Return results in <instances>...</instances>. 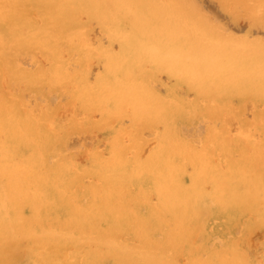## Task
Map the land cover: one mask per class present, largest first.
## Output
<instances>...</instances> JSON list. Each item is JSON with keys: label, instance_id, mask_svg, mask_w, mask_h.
Returning <instances> with one entry per match:
<instances>
[{"label": "bare ground", "instance_id": "bare-ground-1", "mask_svg": "<svg viewBox=\"0 0 264 264\" xmlns=\"http://www.w3.org/2000/svg\"><path fill=\"white\" fill-rule=\"evenodd\" d=\"M221 1L224 9L251 13L261 5L264 14V0ZM202 11L193 0H0V261L25 254L32 264H177L182 257L191 259L185 264H235L228 258L234 250L227 257L229 249H211L209 240L238 222L239 208L264 222V151L246 158L241 145L237 154L219 135L195 149L178 138L176 124L192 118L201 101L171 91L159 98L145 83L169 73L207 108L216 102L231 107L233 99L264 101V40L233 46L232 39L215 36L217 24ZM92 21L106 46L100 36L94 46L89 42ZM35 52L47 65L20 62ZM74 54L83 66L93 57L101 62L91 84L84 67L69 70L63 57ZM21 88L76 95L104 122L128 104L135 127L160 121L165 132L144 159L129 156L113 139L107 155L95 150L80 166L54 134L49 110L37 113Z\"/></svg>", "mask_w": 264, "mask_h": 264}, {"label": "rangeland", "instance_id": "rangeland-1", "mask_svg": "<svg viewBox=\"0 0 264 264\" xmlns=\"http://www.w3.org/2000/svg\"><path fill=\"white\" fill-rule=\"evenodd\" d=\"M193 1L201 9V11L203 10L202 13L208 19L211 18V20L217 24V28L215 29V36L219 37V39H222V38L223 39L229 38V40L232 39L236 43V44L234 43L235 45L233 44V46L241 45V47L243 48H250L251 46H248V44L255 39L264 40V22H260L257 19V18H260L262 15H264L263 13H261V10H260L262 9L261 5H260L261 7L260 6L255 7L256 8L255 12L251 13L248 9L245 10V7H241V6H239L234 11L228 10L226 8L224 9V5L220 3L222 2L221 0L219 1L216 0L215 2L214 0L213 1L193 0ZM217 2L218 4L220 3L221 5H217ZM243 10L244 12H246L245 15H244V12H242ZM259 10H260V13H259ZM241 14H243L242 16L243 18H240ZM237 16H240V17H237ZM252 17H253V21L250 22V19H252ZM232 32L233 34H231ZM223 33H225L226 35L224 36ZM87 36L90 40L89 42H91V45L93 44V46L95 45L94 44L95 40L99 36L100 37L98 39H100L103 46H106L108 44V39L106 35L99 33L98 26L93 21L91 22L90 29H88L87 31ZM233 38L234 39L236 38V41ZM243 40H244V44L246 43L245 45L242 43ZM238 41H240L239 44H238ZM116 47L117 46L114 45L115 49ZM239 51L241 52L242 50H239ZM240 52L239 54L242 55V53ZM63 58L68 61L70 71L79 72L84 67L83 71L85 74V80L88 84H91L94 80V77L98 73H100L102 70L101 62L99 61L98 58H95V57L89 59V61H87V63L84 66L78 63V61L76 60L75 54L73 56L64 55ZM20 62L23 63L28 68H33L35 65H47L48 61L44 57V55H42V53L35 52V53H32V55L31 54L22 55V57L20 58ZM163 73L158 72L152 77H150L148 81L146 80L145 82L147 83V86L150 87V89H152L156 94H158L156 95L157 97L159 98L162 97L164 99L166 98V96L170 95L169 92L171 91L172 95L178 98H181V99H185V101L187 102H192L193 100H197L199 102L201 101L199 103V108L193 110L195 112L194 113L195 115L192 116V118H190L187 121L186 120L180 121L179 123L176 124L178 127L177 128V131L179 134L178 138L181 137L180 139L183 142L187 143L188 145L193 144L192 146L195 147V149H201L206 139H208L209 135L210 137L219 135L220 138H226L228 140L229 145H231V150L233 151L236 150L235 152H238L239 149H241L246 156L248 155L247 157L245 156L246 158H252L250 157L252 156V154H254V157H256L263 153L264 151V128H263L264 127V113H263L264 112V101L256 100V99H246L244 102L238 103L236 99H233L231 101V104H233L231 106L232 108L231 107H228V108L221 107L222 105L217 102L212 103V106L207 108V102L205 101V99L202 97L196 98V95H198V93H196L194 89H192L190 86H187L185 83H181L179 81L177 83V78L175 76L169 73H167L168 74L167 75L165 73L167 75L166 76ZM150 80L153 81V84H155L154 86L153 84H151L152 82ZM72 88H75V86H72L71 89ZM21 91L22 92L24 91L25 93V95H23L25 97L23 100L30 101L34 105V109L37 113L43 112L44 110H49V112L51 113L50 125H52V130L54 134H56L58 138L60 137L63 139V148L65 149L66 153L69 154V157L71 158V160H73L76 164L80 166L88 165L90 159H92L93 152L95 150H98L100 153L104 152L105 155H107L108 146H106V144L108 142H111L113 139H115L120 146L126 148V151H127L126 153L130 154L129 156H131L132 154L138 153L137 155H139L140 158L144 159L150 154V153L148 154L149 151L152 152L153 149L151 148H156L158 146L160 142L159 138L165 132L164 125L160 121H157L151 124H144L139 127H135L136 125L133 123V120H131L132 118L129 112L131 111V109L129 108L130 106L128 104H125L124 107L122 108L121 113L118 115L120 118L119 117L116 118L117 117L116 116V117H112L113 120L110 118L111 120L109 119V121L106 120L104 122L101 119L102 114L100 113V111H98L97 109H93V108L88 109L86 106L84 107V104L82 103L83 101H80V99L76 97V95H70L69 93L64 92V91L57 92L54 90L50 91L47 95L46 94L37 95V93H34V95H32L28 90L25 91L24 88H21ZM160 92L162 93V95ZM126 107L128 108L127 110H126ZM233 107H235V109ZM229 108L231 111L229 110ZM211 111H214L217 115L214 116L211 113ZM125 114L127 115L125 116ZM254 120L255 122H253ZM96 121L97 123H95ZM148 126H151V127H148ZM127 127H131V128H127ZM134 129L136 131H134ZM208 130H209V134H208ZM185 132L187 133L186 135H185ZM225 133L228 136L229 135L231 136L228 137L226 136ZM121 134L123 136H121L120 138ZM260 134L263 135V137ZM136 136L138 138L135 139ZM133 140L134 141L136 140V142H134ZM138 140H140L139 143H138ZM240 141H244V142H240ZM260 141H262L263 143L262 142L259 143ZM238 142H240L241 144ZM136 144L137 146H135ZM236 145L238 146L241 145V146H239V149H237ZM233 148H236V149H233ZM258 149L261 151L258 152L257 151ZM233 151H232V156L235 158L237 154H239V152L237 154L234 153L233 155ZM249 153L250 154L252 153V154L250 155ZM240 155H238L237 158H239ZM217 160H218L217 162L219 163L222 162V160L218 158ZM205 185L207 186L206 188L209 189L210 185L209 184H205ZM239 209H240V212L238 213V216H237L238 222L234 223L232 221L233 224H231L233 229H230L231 226L223 227L219 231L220 233L216 232L215 234H213L211 241L209 240L210 248L215 249L216 247H219L221 250L224 248L229 249L225 251V256L227 257H228V254H227L228 251L234 250L232 251L233 253L231 252L232 254L230 253L228 258L232 259V262H234L235 264H263L264 263V227H263L264 222H261V217L258 213L252 212V210H249V209H243V211L241 208ZM244 213L246 215L248 213L250 214L246 216ZM233 217L234 216L232 215L231 218ZM222 221L224 220L222 219ZM220 222L221 221H219L218 223ZM220 224L224 225L225 223L221 222ZM253 232L254 233L258 232V233L254 235ZM219 235L220 236L223 235L224 237L223 236L219 237ZM219 238H220V241H219ZM225 239L227 240L225 241ZM217 240L219 241V243ZM213 246H215V248ZM242 254L244 255L243 259H242ZM236 255H239V256H236ZM200 256H201V259H205L206 257L205 254H201ZM233 257H235L236 260ZM18 260H20L21 264H32L29 261L30 259L25 254H21ZM181 260L182 262H180ZM242 260H245V261L242 262ZM185 261L187 263L191 261V259H187L185 257L179 258L177 261V264L178 263L185 264Z\"/></svg>", "mask_w": 264, "mask_h": 264}, {"label": "snow or ice", "instance_id": "snow-or-ice-1", "mask_svg": "<svg viewBox=\"0 0 264 264\" xmlns=\"http://www.w3.org/2000/svg\"><path fill=\"white\" fill-rule=\"evenodd\" d=\"M262 22H264V16H262ZM0 264H21L20 261L5 260L0 261Z\"/></svg>", "mask_w": 264, "mask_h": 264}]
</instances>
